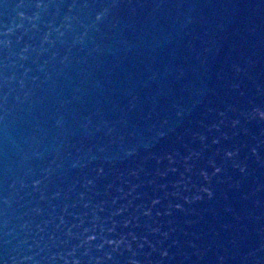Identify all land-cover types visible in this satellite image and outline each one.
Instances as JSON below:
<instances>
[{"label": "water", "instance_id": "1", "mask_svg": "<svg viewBox=\"0 0 264 264\" xmlns=\"http://www.w3.org/2000/svg\"><path fill=\"white\" fill-rule=\"evenodd\" d=\"M260 112L264 0H0V264H264Z\"/></svg>", "mask_w": 264, "mask_h": 264}, {"label": "clouds", "instance_id": "2", "mask_svg": "<svg viewBox=\"0 0 264 264\" xmlns=\"http://www.w3.org/2000/svg\"><path fill=\"white\" fill-rule=\"evenodd\" d=\"M99 18V17H98ZM260 116L264 117V112H260ZM229 156H231V153H229ZM219 171V170H218ZM93 237H91L92 239ZM109 243H112V241H109ZM118 243V242H117Z\"/></svg>", "mask_w": 264, "mask_h": 264}]
</instances>
